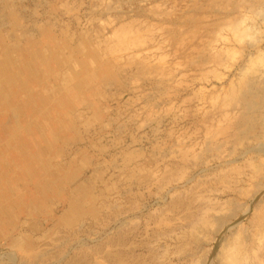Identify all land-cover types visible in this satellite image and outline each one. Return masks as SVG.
Returning <instances> with one entry per match:
<instances>
[{"label": "rangeland", "instance_id": "1", "mask_svg": "<svg viewBox=\"0 0 264 264\" xmlns=\"http://www.w3.org/2000/svg\"><path fill=\"white\" fill-rule=\"evenodd\" d=\"M0 264H264V0H0Z\"/></svg>", "mask_w": 264, "mask_h": 264}, {"label": "bare ground", "instance_id": "2", "mask_svg": "<svg viewBox=\"0 0 264 264\" xmlns=\"http://www.w3.org/2000/svg\"><path fill=\"white\" fill-rule=\"evenodd\" d=\"M234 255H235V253H234ZM230 261V260H229Z\"/></svg>", "mask_w": 264, "mask_h": 264}]
</instances>
